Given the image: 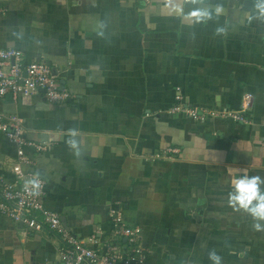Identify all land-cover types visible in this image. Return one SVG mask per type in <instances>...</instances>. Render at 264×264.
<instances>
[{"label": "crops", "instance_id": "crops-1", "mask_svg": "<svg viewBox=\"0 0 264 264\" xmlns=\"http://www.w3.org/2000/svg\"><path fill=\"white\" fill-rule=\"evenodd\" d=\"M260 0H0V46L45 59L70 101L0 98L45 142L34 170L45 206L99 252L114 217L139 226L148 264H264L261 229L229 205L233 181L264 179V14ZM197 13L199 15H193ZM248 123L197 121L182 102L239 111ZM177 148L167 159L156 153ZM16 148L0 132V173ZM114 213V216L112 215ZM0 214V264H62L61 239ZM91 235L97 240L88 241ZM122 238L123 247L127 245Z\"/></svg>", "mask_w": 264, "mask_h": 264}, {"label": "built area", "instance_id": "built-area-1", "mask_svg": "<svg viewBox=\"0 0 264 264\" xmlns=\"http://www.w3.org/2000/svg\"><path fill=\"white\" fill-rule=\"evenodd\" d=\"M5 8L0 7V13ZM42 92L51 102H65L69 93L61 88V81L51 65L43 58L31 62L24 60L23 52L15 47L3 48L0 46V98L11 95L15 101L31 97ZM251 94H246L239 111L222 109H206L190 106L182 102L178 95L176 102L168 112L181 113L197 121H206L210 118H230L239 123H248L246 109L250 106ZM0 132L5 134L16 148V158L12 167L14 179L9 181L0 173V214L16 223L25 226L27 231L48 230L59 236L62 242L60 260L62 264H148L147 253L143 246L139 226L126 225L120 217H114L113 240L104 252L88 246L84 240L70 232L63 223L59 213L48 209L44 203L45 186L47 181L34 170L36 155L47 151L45 142L29 139L24 126V120L17 114L5 115L0 113ZM177 148L156 153L151 159L171 158V152ZM38 179L40 182L39 194H33L25 189V182ZM114 216V213H112ZM126 239L128 247L121 244ZM95 235L88 238L89 242H96Z\"/></svg>", "mask_w": 264, "mask_h": 264}, {"label": "clouds", "instance_id": "clouds-1", "mask_svg": "<svg viewBox=\"0 0 264 264\" xmlns=\"http://www.w3.org/2000/svg\"><path fill=\"white\" fill-rule=\"evenodd\" d=\"M257 8L264 14V0H260ZM193 15H199L194 13ZM33 194H39L40 182L38 179L25 182V189ZM228 203L238 210H243L252 217L257 230L261 229V221H264V179L259 176H241L233 181V190L229 193ZM209 259L213 264H221V257L214 251L209 253Z\"/></svg>", "mask_w": 264, "mask_h": 264}, {"label": "water", "instance_id": "water-1", "mask_svg": "<svg viewBox=\"0 0 264 264\" xmlns=\"http://www.w3.org/2000/svg\"><path fill=\"white\" fill-rule=\"evenodd\" d=\"M63 86V81H61V88L63 89L64 87H62ZM68 101H70L69 99H68Z\"/></svg>", "mask_w": 264, "mask_h": 264}]
</instances>
